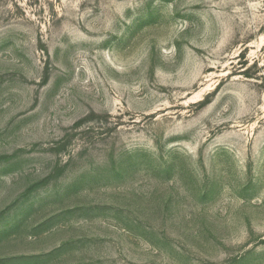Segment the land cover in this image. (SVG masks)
<instances>
[{
    "label": "rangeland",
    "instance_id": "374dc122",
    "mask_svg": "<svg viewBox=\"0 0 264 264\" xmlns=\"http://www.w3.org/2000/svg\"><path fill=\"white\" fill-rule=\"evenodd\" d=\"M0 264H264V0H0Z\"/></svg>",
    "mask_w": 264,
    "mask_h": 264
}]
</instances>
